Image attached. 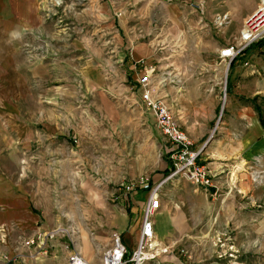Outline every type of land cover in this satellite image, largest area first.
Instances as JSON below:
<instances>
[{
	"label": "rangeland",
	"instance_id": "374dc122",
	"mask_svg": "<svg viewBox=\"0 0 264 264\" xmlns=\"http://www.w3.org/2000/svg\"><path fill=\"white\" fill-rule=\"evenodd\" d=\"M224 3L0 0V91L16 72L25 76L31 95L26 110L35 113L39 95L49 96L52 87L67 86L57 104L47 101L40 108L48 120H56L61 132L56 155L47 158L56 173L48 174L55 187L48 182L46 195L63 198L68 224L72 221L82 229L83 223L102 217V205L118 203L123 186L161 172L164 140L152 112L139 99V75H150L153 94L169 104L191 150L203 145L205 150L222 129L231 134L246 132L250 118L256 131L264 134V42L241 50L229 68L232 59H221L218 53L228 46L239 48L241 20L234 13L227 17L229 3ZM258 5L254 0V7ZM66 72H77V76L71 78ZM80 72H91L97 86L93 91L84 86ZM158 79L163 82L156 83ZM39 80H45L47 92L43 85L38 87ZM259 144L263 142L255 135L239 149V155L254 153L264 159ZM253 167L252 182L258 192L264 174L257 165ZM75 180L76 188L66 185ZM58 182L63 185L59 187ZM263 208V201L251 207L255 214ZM126 241L124 247L132 249L134 240ZM58 242L53 264H67L65 236H59ZM158 244L166 250L162 254L172 252ZM79 246L92 253L86 240ZM214 248L225 251L219 259L213 254L216 264H264V231L252 237L215 239Z\"/></svg>",
	"mask_w": 264,
	"mask_h": 264
},
{
	"label": "crops",
	"instance_id": "0c3cea01",
	"mask_svg": "<svg viewBox=\"0 0 264 264\" xmlns=\"http://www.w3.org/2000/svg\"><path fill=\"white\" fill-rule=\"evenodd\" d=\"M225 3H229L230 9L226 10V16L234 13V18L241 20V27L256 8L254 0H225ZM66 73L71 78L77 76V72ZM90 73L80 72V75L84 86L93 91L97 86ZM161 80L156 83H162ZM44 83L45 80H39L38 87ZM29 88L27 78L16 72L0 91V261L53 264L60 249L59 236L47 241L46 254L40 251V244L42 236L57 227H65L68 237L77 241L78 253L90 264H99L102 252L110 245L112 232L119 234L123 246L128 237L134 240L132 249L125 247L130 254L135 247L148 191L137 187L126 192L122 187L118 203L102 205L101 218L93 217L90 222L83 223L82 229L80 224L72 221L68 224L69 213L63 207V198L46 195L48 182L50 188L55 187V180L53 177L48 180V174L56 173L54 165H48L47 158L56 155V143L62 140L61 132L56 120H48L44 109L40 108L41 103L47 101L57 104L67 86L52 87L49 96L45 92L39 95V108L35 113L26 110L30 105L26 101L31 97ZM246 125L247 131L242 134H231L222 129L207 148L200 151V160L213 176L211 187H197L181 175L168 177L171 164L166 157L161 172L145 177L150 187L162 182L156 193L157 208L151 217L153 238L172 251L151 260L153 264H216L213 254L216 253L219 259L225 251L214 248L215 239L246 234L252 237L254 233L264 231V208L261 214H255L251 209L255 202L263 201L264 204V184L256 192L252 182L256 170L253 165L264 174V159L254 153L246 157L239 155V149L253 141L255 135L263 142L259 149L264 151V134L261 136L256 131L253 118ZM62 185L58 182L59 187ZM66 185L76 188L79 184L75 180ZM30 240H33L32 244H24ZM84 240L91 246L92 253L79 246ZM47 254L51 256L47 257Z\"/></svg>",
	"mask_w": 264,
	"mask_h": 264
},
{
	"label": "built area",
	"instance_id": "2783aa9c",
	"mask_svg": "<svg viewBox=\"0 0 264 264\" xmlns=\"http://www.w3.org/2000/svg\"><path fill=\"white\" fill-rule=\"evenodd\" d=\"M264 39V0H259L256 10L244 21L239 33V48L228 46L219 51L218 56L221 59L231 60L237 53L244 50L249 45ZM153 81L149 74L139 75L136 79L138 86L139 99L142 104L148 108L154 117V124L160 136L164 140L162 154L171 164V172L168 177L177 175L183 176L191 184L207 189L211 187L212 178L210 171L199 160V150H191V142L186 133L176 124L173 118L169 104L163 97L154 95ZM162 182L153 187L148 185L145 178L129 182L123 186L126 192H131L137 187L148 191L147 202L142 208L139 231L133 251L128 254L126 248L120 241L118 233H112L110 245L105 249L99 259V264H144L153 260L159 254L166 250L161 248L153 239V227L151 217L157 208V190ZM64 228H54L42 236L40 251L42 254L47 253L45 244L48 240L56 236L64 235L67 239L68 254L66 257L67 264H89L75 250L72 239L68 237ZM69 234V233H68ZM33 240L26 241L25 245H30ZM9 260L3 259L0 264H8Z\"/></svg>",
	"mask_w": 264,
	"mask_h": 264
},
{
	"label": "trees",
	"instance_id": "16d2710c",
	"mask_svg": "<svg viewBox=\"0 0 264 264\" xmlns=\"http://www.w3.org/2000/svg\"><path fill=\"white\" fill-rule=\"evenodd\" d=\"M263 42H264V39H262V40H260V41H258V42H256V43H254V44L249 45L247 48H251V47H256V46H258V45H262ZM247 48H245V49L242 50L241 52H245ZM241 52H239L238 55H239ZM238 55L235 56V57L232 59V61L230 62L229 68H230V67L233 65V63L236 61V59L238 58Z\"/></svg>",
	"mask_w": 264,
	"mask_h": 264
},
{
	"label": "water",
	"instance_id": "95a60500",
	"mask_svg": "<svg viewBox=\"0 0 264 264\" xmlns=\"http://www.w3.org/2000/svg\"><path fill=\"white\" fill-rule=\"evenodd\" d=\"M221 111H222V105H220V107H219L218 119H219V115H220V112H221ZM209 140H210V138H207V139L205 140V144H206ZM203 148H204V145L199 149V151L203 150Z\"/></svg>",
	"mask_w": 264,
	"mask_h": 264
}]
</instances>
